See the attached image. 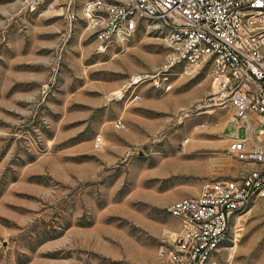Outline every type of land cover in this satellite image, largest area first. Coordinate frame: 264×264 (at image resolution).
<instances>
[{
  "label": "rangeland",
  "instance_id": "374dc122",
  "mask_svg": "<svg viewBox=\"0 0 264 264\" xmlns=\"http://www.w3.org/2000/svg\"><path fill=\"white\" fill-rule=\"evenodd\" d=\"M29 1L0 0V264H133L167 236L147 240L133 223L136 212L148 209L149 190L170 194L179 184L178 177L156 173L160 157L178 153L179 143L185 154L192 132L202 139L221 131L242 138L246 129L236 128L232 108L209 105V68L186 72L182 65V93L204 90L200 101L185 105L182 99L165 130L159 124L145 141L114 152V145H104L106 133L119 138L142 127L134 114L165 116L147 107L164 97L149 84L140 87L138 103L112 94L130 75L163 64L166 27L141 21L128 42L102 51L82 1ZM175 129H182V141L171 135ZM214 153L206 146L188 152L195 162L190 170L205 171ZM230 160L232 173L214 178H236L246 168ZM206 264H264V198L235 220Z\"/></svg>",
  "mask_w": 264,
  "mask_h": 264
},
{
  "label": "built area",
  "instance_id": "2783aa9c",
  "mask_svg": "<svg viewBox=\"0 0 264 264\" xmlns=\"http://www.w3.org/2000/svg\"><path fill=\"white\" fill-rule=\"evenodd\" d=\"M80 1L102 51L128 42L142 27L141 21L159 22L167 29L163 64L130 75L112 99L140 101L145 84L170 90L176 65H183L186 72L208 67L213 85L209 105L232 108L236 128L246 129V136H233L227 149L245 164L242 173L206 180L198 195L167 208L181 220V227L158 246L159 264H206L228 239L235 220L255 198H264V0ZM114 124L122 127V118ZM95 144H101L100 135Z\"/></svg>",
  "mask_w": 264,
  "mask_h": 264
},
{
  "label": "crops",
  "instance_id": "0c3cea01",
  "mask_svg": "<svg viewBox=\"0 0 264 264\" xmlns=\"http://www.w3.org/2000/svg\"><path fill=\"white\" fill-rule=\"evenodd\" d=\"M173 70H176V72H172L173 76L178 77L172 76L171 89L163 91L152 87L153 91L164 94V97L161 100L150 99L146 102V105L150 110L155 113L165 114V116L161 118H147L141 114H134L136 115L134 117L135 120L140 121L139 123H141L142 127L127 129L124 132L123 137L122 133H120L119 138L113 133L111 135L106 133L104 145H114V152L122 153L128 146L145 141L148 136L156 133L157 126L159 124L163 125V129L165 130L170 124V117L168 115L175 114L182 110V99L186 100L185 105L194 104L198 100L200 101L202 95L206 91L203 90L201 92H196V89L198 88L192 87L186 89V91L182 93V65H176ZM140 93L142 94V90H140ZM140 101L125 102V104L130 105ZM223 128L224 126L221 130H224ZM170 133L171 135L181 137L180 139L174 140L182 141V129H175L174 131L170 130ZM232 137L233 136H229L221 131L219 137L217 138L202 139L192 132L190 133L187 144L184 147L187 151L185 154L182 153V144L179 143L178 145L181 146V149L178 150V153L160 157V163L156 165V173L158 172L164 178L178 177L179 184L174 187L170 194H162L158 191L153 192L149 190L148 192L152 194H147V199H149L147 200V211L135 213L133 223L136 227H138V231L146 236L147 240L154 239L160 241L162 237L175 233L179 230L181 227V220L178 217L171 215L167 210V208L175 201L184 197H193L198 195L202 183L206 180L213 179L214 176L232 173L230 172L232 162L227 153L228 144ZM166 145L167 143L164 144V146ZM91 146L92 145L90 144L89 147ZM202 146L214 149L215 153L210 157V160L207 163V171L192 172L190 170V165L195 162L187 155V153ZM190 178H194L196 181L188 182L187 180ZM173 220L175 221L173 222ZM81 229L82 231H85L84 228ZM137 244V246L140 247V251L145 250L142 249L144 247L142 243L138 242ZM149 249L152 254H148V250H146L144 251L145 256L137 257L132 263L159 264L157 256L158 247L154 246ZM149 257H151V261H148Z\"/></svg>",
  "mask_w": 264,
  "mask_h": 264
},
{
  "label": "bare ground",
  "instance_id": "6f19581e",
  "mask_svg": "<svg viewBox=\"0 0 264 264\" xmlns=\"http://www.w3.org/2000/svg\"><path fill=\"white\" fill-rule=\"evenodd\" d=\"M119 92V91H118ZM118 92H116V93H118ZM185 141H187V140H185Z\"/></svg>",
  "mask_w": 264,
  "mask_h": 264
}]
</instances>
